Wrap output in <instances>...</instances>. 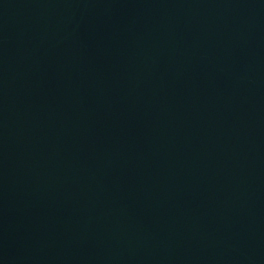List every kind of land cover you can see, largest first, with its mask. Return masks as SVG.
I'll return each mask as SVG.
<instances>
[{
    "label": "water",
    "instance_id": "1",
    "mask_svg": "<svg viewBox=\"0 0 264 264\" xmlns=\"http://www.w3.org/2000/svg\"><path fill=\"white\" fill-rule=\"evenodd\" d=\"M0 264H264V0H0Z\"/></svg>",
    "mask_w": 264,
    "mask_h": 264
}]
</instances>
